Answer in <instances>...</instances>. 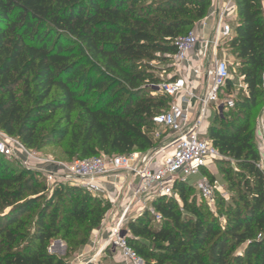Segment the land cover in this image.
<instances>
[{
    "label": "trees",
    "instance_id": "obj_1",
    "mask_svg": "<svg viewBox=\"0 0 264 264\" xmlns=\"http://www.w3.org/2000/svg\"><path fill=\"white\" fill-rule=\"evenodd\" d=\"M212 2L0 0V130L38 151L64 144L66 161L153 148L160 141L153 118L170 97L149 87L159 81L151 62L174 59L175 39ZM235 3L228 44L248 93L213 118L208 136L244 172L224 170L232 191L228 202L217 197L224 223L189 201L195 188L185 183L177 186L182 209L174 197H161L154 202L160 221L149 212L130 221L128 242L146 264H264V173L253 120L264 104V14L261 0ZM43 181L0 155V264H69L50 251L52 242L77 252L110 209L69 185L45 199Z\"/></svg>",
    "mask_w": 264,
    "mask_h": 264
},
{
    "label": "built area",
    "instance_id": "obj_2",
    "mask_svg": "<svg viewBox=\"0 0 264 264\" xmlns=\"http://www.w3.org/2000/svg\"><path fill=\"white\" fill-rule=\"evenodd\" d=\"M235 14V0H228L198 22L205 30L210 20H215L212 34L201 33L195 25L188 34L175 39L176 70L167 80L152 85L153 94L162 93L173 99L166 111L153 118L165 133H159L158 144L146 152L101 153L66 161L46 156L0 130L1 156L39 173L48 185L79 187L111 205L107 215L110 222L106 219L109 223L104 222L91 239L92 254L77 256L81 264H100L110 248L121 264H146L129 244L130 231L124 227L145 212L160 221L162 215L154 202L161 197L177 196V186L190 184L192 176H201L194 188L208 204L217 202L218 193L226 197L219 181H212L208 175L213 163L223 157L209 138L208 128L213 113L223 116L224 111L235 106L236 87L248 93L243 76L239 84L233 82L229 89L231 66L220 52L234 36L231 22ZM261 81L264 88V71ZM196 82L203 86L202 91L198 92ZM256 142L264 154V104L257 120ZM258 167L264 168V156Z\"/></svg>",
    "mask_w": 264,
    "mask_h": 264
},
{
    "label": "rangeland",
    "instance_id": "obj_3",
    "mask_svg": "<svg viewBox=\"0 0 264 264\" xmlns=\"http://www.w3.org/2000/svg\"><path fill=\"white\" fill-rule=\"evenodd\" d=\"M161 0H143V2L145 4H153L156 2H159ZM232 26L235 27L236 23H237V17L234 16L233 20H232ZM193 28L186 30L183 33L186 32H190ZM229 40H227L223 46V48L221 49V57H226L229 62H230V66H231V72H232V80L235 84H239L240 81V74H239V63L238 60H236L235 55L232 54L231 48L229 47L228 44ZM152 64V71L154 76L159 80H167L168 78H170L171 76H173L174 72H175V68H176V59H171L168 61H163V60H154L151 62ZM158 81V82H159ZM157 83V82H155ZM154 83L149 84V87L153 90V85ZM235 89H238V92L236 90V102L238 100H240L242 98V92L239 90V87H236ZM150 94V93H149ZM156 94H161V93H155ZM172 98H170V103L172 102ZM262 109V108H261ZM260 110L255 111L254 115H253V120H254V127H255V137L254 140L256 142V127H257V120H258V116L260 114ZM210 119H213V116L210 117ZM212 121V120H211ZM155 130V136L156 138H158V134H164L165 131L163 128L159 127V126H154L153 127ZM257 144V142H256ZM259 145L257 144V147ZM65 149V145H58V144H49L46 147H44L42 150H40V152L46 156H53L57 159H61V160H65L67 158V156L63 153ZM259 149V147H258ZM259 153H260V160L261 157L264 156V154H262V151L259 149ZM8 160V159H7ZM259 160V162H260ZM8 162H10V164L16 168L21 167L19 166V164H17L16 162H13L11 160H8ZM214 162V161H213ZM261 168V167H260ZM224 170H230L232 171V174L237 177V172H244L238 165V163L229 155H224L223 157L219 160H217L216 162L213 163V167H212V171H208V175L210 176L212 181H219V184L221 186V189H224L226 191V197L221 196L220 193H218V197L220 196V198H223V200L225 202H228L231 199V195H232V191H230V187L229 184L226 182L225 180V175H224ZM261 170L264 173V168H261ZM31 171V170H30ZM33 172V171H32ZM201 178L200 175H195L190 177L189 179V183L193 186L196 185V183L199 181V179ZM44 182V181H43ZM44 184L46 185V190H44V192H42L41 194H43V196L45 197V199H51L54 197V191L56 189V187L48 185L46 182H44ZM188 198L190 202H193L197 208H199L201 211L206 212V213H212L216 218H218L222 223H224V218L220 217L219 213H218V202H216L214 205H210L208 204L205 200H202L198 194L197 191L194 189H191V191L188 193ZM42 200L41 201V205L43 204V202L45 201ZM174 199H176L178 205L180 206V208L182 209V200L178 198V196H174ZM57 200L55 199V202ZM108 212L106 213V215L104 216V219L102 221V224L105 222L106 224H108L110 222V217L107 216ZM153 216V215H152ZM155 221H158L157 218L155 216L152 217ZM109 220V222L105 221V220ZM101 224V225H102ZM157 223H152V225H155ZM128 225V224H127ZM127 225L124 227V229L127 230ZM98 229V228H97ZM95 229L90 236V240L93 238V235L95 234L96 230ZM131 235V233H129V236ZM246 245L243 244L238 248V253H243L245 250ZM84 248V247H83ZM83 248L79 249L77 252H72V250L68 247L67 243L64 242L61 239H55L50 247V251L53 254H56L60 257H63L65 259H67L68 257L70 258V262L69 264H81L79 262V260H76L77 256H79L81 253V251L83 250ZM92 254L91 251H88L85 255L88 256ZM100 264H121L119 262H116L115 259V255L114 252L111 250V248L109 250H107L106 255L102 256V261L100 262Z\"/></svg>",
    "mask_w": 264,
    "mask_h": 264
},
{
    "label": "crops",
    "instance_id": "obj_4",
    "mask_svg": "<svg viewBox=\"0 0 264 264\" xmlns=\"http://www.w3.org/2000/svg\"><path fill=\"white\" fill-rule=\"evenodd\" d=\"M228 0H213V2H212V6H211V8H210V10H209V12H208V14L213 10V8H216V9H218L219 7H221L222 5H223V3H226ZM261 2H262V10H263V7H264V0H261ZM207 14V15H208ZM206 15V16H207ZM205 16V17H206ZM235 16H236V14H235ZM237 17V16H236ZM199 22V21H198ZM198 22L195 24L196 26H198V29L201 31V33H206V35H208V34H212L213 33V31H214V26H215V20H210V26L208 27V28H206L205 30L204 29H202L201 28V26L200 25H198ZM195 26V27H196ZM199 85V82H196V86H198ZM202 89H203V86H198V92H200V91H202ZM222 111H223V109H222ZM217 114L216 113H213L212 114V116H213V118L216 116ZM211 120H213V119H209V128H210V125H211ZM209 128H208V130H209ZM91 248H92V245H91V241H90V243L88 244V245H86L84 248H83V250L81 251V253L83 254V255H86V253L88 252V251H91ZM81 255V254H80ZM117 262V261H116Z\"/></svg>",
    "mask_w": 264,
    "mask_h": 264
},
{
    "label": "water",
    "instance_id": "obj_5",
    "mask_svg": "<svg viewBox=\"0 0 264 264\" xmlns=\"http://www.w3.org/2000/svg\"><path fill=\"white\" fill-rule=\"evenodd\" d=\"M221 109H223V107Z\"/></svg>",
    "mask_w": 264,
    "mask_h": 264
}]
</instances>
